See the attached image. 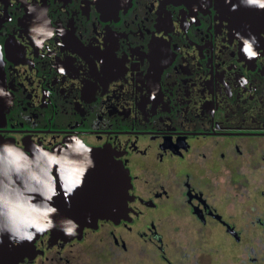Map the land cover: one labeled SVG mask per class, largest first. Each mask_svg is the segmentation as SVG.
I'll list each match as a JSON object with an SVG mask.
<instances>
[{
    "label": "flooded vegetation",
    "instance_id": "1",
    "mask_svg": "<svg viewBox=\"0 0 264 264\" xmlns=\"http://www.w3.org/2000/svg\"><path fill=\"white\" fill-rule=\"evenodd\" d=\"M32 27L56 34L38 35V47ZM237 33L256 36L257 59ZM0 51V138L51 151L78 135L131 183L130 221H99L66 243L45 233L18 264H76V244L104 223L118 227L106 231L111 251L127 254L139 235L172 264L158 220L190 234L173 246L200 264L216 227L237 236L226 213H264L243 203L264 182V10L240 0H0Z\"/></svg>",
    "mask_w": 264,
    "mask_h": 264
},
{
    "label": "clouds",
    "instance_id": "2",
    "mask_svg": "<svg viewBox=\"0 0 264 264\" xmlns=\"http://www.w3.org/2000/svg\"><path fill=\"white\" fill-rule=\"evenodd\" d=\"M226 3H231V0H226ZM240 3L264 10V0H240ZM237 8L238 5H233L231 10L236 11ZM30 32L34 34L33 40L38 47L44 43L37 38L38 35L48 38L56 34L55 30L43 27H32ZM59 32L64 34L63 29ZM237 36L242 39L241 51L245 58L249 61L257 59L259 52L254 49V44L259 41L256 36L243 37L239 33ZM2 61L3 53L0 51V63ZM59 71L61 74L65 72L62 67ZM241 81L247 84L246 77H241ZM0 94L7 95L2 88ZM70 141L51 151L36 141L27 150L11 141L0 142V244L5 234L13 246L32 243L38 234L43 235L56 228L65 236L76 235L77 221L61 218L57 222L53 219L59 213L54 200L62 194L65 204L71 207V197L83 187L87 172L96 164L91 155L92 148L80 136L72 135Z\"/></svg>",
    "mask_w": 264,
    "mask_h": 264
},
{
    "label": "rangeland",
    "instance_id": "3",
    "mask_svg": "<svg viewBox=\"0 0 264 264\" xmlns=\"http://www.w3.org/2000/svg\"><path fill=\"white\" fill-rule=\"evenodd\" d=\"M261 182L259 180L253 187L254 190L258 189L255 198V192H252L253 202L244 201V207L251 209L253 204L264 206V199L260 193L261 190H264V182ZM235 197L236 193L230 198ZM257 211L258 217L253 218L238 214L237 217L231 219L226 213L224 219L235 229L237 236L232 237L231 234H227V230L216 227L215 236H212L208 241L204 240L205 247L209 244L211 247L200 250L210 257L201 256L200 264H264V213L261 210ZM168 221L158 220L161 223V232L164 237V255L172 264H193V256L189 254L191 250L188 251V247L179 249L173 246L174 240L179 238L182 239L181 244L184 246L183 242H187L186 239L190 234L188 235L182 226L177 228L174 223L170 224L171 222ZM141 222V219L137 220V224L133 228L143 227ZM109 228H113L115 232L118 230V227H114L112 223H104L101 229L97 232H89L81 243L76 244L79 251L76 264H168L163 260L159 251L145 237L139 235H130L127 254L121 253L124 254L121 255L111 251L109 243L105 239L107 238L106 231ZM213 237L216 238L215 241L212 240ZM131 242L133 244L130 246Z\"/></svg>",
    "mask_w": 264,
    "mask_h": 264
},
{
    "label": "water",
    "instance_id": "4",
    "mask_svg": "<svg viewBox=\"0 0 264 264\" xmlns=\"http://www.w3.org/2000/svg\"><path fill=\"white\" fill-rule=\"evenodd\" d=\"M6 140L10 141L0 138V142ZM92 150L91 155L96 166L87 172L83 187L77 189L71 197V207L65 204L62 194L54 200L59 213L53 219L59 222L61 218H72L79 223V228L72 237L65 236L58 228L46 232L49 233V241L52 244L58 241L66 243L73 239L80 240L84 229H97L99 221H111L114 224H119L122 220L130 221L128 202L131 183L128 170L103 151ZM57 189L59 190V185ZM41 236L38 234L32 243L24 242L13 246L5 234L3 243L0 244V264H18L25 258L32 259L36 255L35 242Z\"/></svg>",
    "mask_w": 264,
    "mask_h": 264
}]
</instances>
